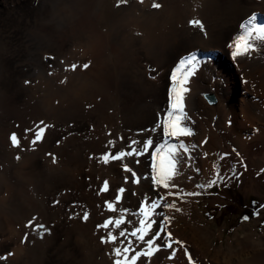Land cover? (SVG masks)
Segmentation results:
<instances>
[{
	"label": "bare ground",
	"instance_id": "obj_1",
	"mask_svg": "<svg viewBox=\"0 0 264 264\" xmlns=\"http://www.w3.org/2000/svg\"><path fill=\"white\" fill-rule=\"evenodd\" d=\"M250 1L258 8L264 6V0ZM252 2L127 0L117 6L118 0H0V9L14 5L16 10H30L23 20L15 18L17 22L7 36L6 25L0 20V264H112L107 254L112 245L100 243L106 232L97 228L105 219L115 221L122 214L125 223L120 228L114 223L109 226L118 238L117 245L126 246L131 239L133 246L140 248L146 244L141 245L128 233L139 226L141 203L162 195V205L175 204V208H168L175 218L191 214L195 195L184 193L199 192V179L215 170L217 155L207 145L209 141L215 143L214 130L233 129L241 151L246 139L264 135V123H260L264 118V40L253 31L250 42L256 50L247 56H232L239 36L252 30L253 25L264 27L263 23L256 25L254 12L244 15L254 8ZM153 3L161 7L153 8ZM192 20L202 22L203 30L191 26ZM135 31L140 36H135ZM51 33L58 38H52ZM183 43L194 51L189 56L202 50L192 44L224 49L222 55L234 65L232 71H236L241 84L233 80L225 61L215 69L210 55H198L188 68L192 74L183 101L185 124L192 135L169 141L177 145L183 142L189 149L187 153L178 149L181 163L170 182L177 187H156L158 196L153 199L136 191L134 203H129V190H125L119 193L117 202L115 196L122 188L117 182L118 168L124 172L127 165L140 183L136 161L145 164L148 160L151 171V153L164 142L162 129L151 130L168 107L172 69L187 57L170 61L174 59L172 52ZM86 63L89 67L84 69ZM73 64L77 65L74 71L69 67ZM205 80L213 91L215 88L216 107L205 106L204 88L209 89ZM15 97L23 104L9 106ZM119 98L123 99L120 103ZM22 106L30 109V114L24 115ZM23 116L30 118L24 123ZM143 122L147 124L133 127ZM40 128L44 129L41 140L48 133L46 146L40 151L25 155L12 146L10 134L17 135L20 145H29ZM54 131L66 141L59 158L49 141ZM250 131L252 135L248 136ZM148 138L156 144L147 153L104 163V154L131 151V140ZM73 153L75 158L67 159ZM209 155H213L212 161ZM105 180L109 191L101 192ZM169 190L175 195L168 196ZM106 200L113 203L116 212L107 209ZM124 209L128 211L122 212ZM84 211L89 213L86 222L80 218ZM153 219L161 223L155 216ZM49 222L55 226L49 227ZM157 224L153 231L158 230ZM176 225L165 227L164 232L170 231L173 241L182 244L162 246L151 258L142 257L137 264H189V255L192 264H201L202 259L209 262L201 241L187 242L176 233ZM120 231L125 236H119ZM245 255L237 262L248 261ZM216 262L235 264L231 257L222 256Z\"/></svg>",
	"mask_w": 264,
	"mask_h": 264
},
{
	"label": "rangeland",
	"instance_id": "obj_2",
	"mask_svg": "<svg viewBox=\"0 0 264 264\" xmlns=\"http://www.w3.org/2000/svg\"><path fill=\"white\" fill-rule=\"evenodd\" d=\"M34 1L35 3L39 2V0H30V2ZM241 1L243 2L245 0ZM248 2L252 1L248 0ZM252 3L254 8L248 10L244 15L249 12H254L257 15L256 17H259L256 23L258 26H261L262 23L264 24V22H262L264 17V6L258 8L256 2L254 3L253 1ZM1 6L0 3V7ZM13 6L14 5H11V7L5 10L0 9V20L6 25L5 31L7 32L5 36L11 31L17 19L20 18L23 20L29 15V8H25L23 11V9L16 10ZM10 8L11 10L8 11ZM12 17H14V19H11ZM11 21H13V23ZM137 32L138 31H135L133 34L135 36H140ZM58 36V34L51 33L52 38H58ZM192 45L202 49L197 52L199 53L196 54L197 56L210 55L215 69L225 61L226 68L231 70L233 80L236 81L237 84H241V79L236 71H232L235 69L234 65L231 61L227 62V58L222 55L224 49L222 51L217 49L210 50L206 49L203 45H201V47H197L196 44ZM190 49L191 48L184 43L179 45L172 52L174 59L170 61H174L176 58L182 57L183 55L189 56L190 53L194 52ZM204 83L207 87L209 86L208 81L205 80ZM204 89L205 92L202 98L206 104L205 106L216 107L218 99L217 95L214 93L215 88L214 91L210 86L209 89ZM207 97H213L216 101L215 105L209 104ZM122 101V98L118 99V103ZM151 101L155 102L156 98H152ZM20 104H23V102L17 97L11 99L8 103L9 106H18ZM21 108L24 115L30 114V109H26L23 106ZM29 118L30 116H23V122L25 123ZM260 123H264V118ZM146 124L147 122H143L133 125V127H142ZM214 134L215 139L213 138V140L215 143L209 141L207 145L210 147L211 152L217 155L215 170H210L208 176L204 177L203 180L199 179L198 184L203 185V187L198 188L199 192L195 195L191 214L186 217L175 218L174 215L169 213L168 208L162 207L163 211L161 212L163 215L154 216L159 219L161 223H165V227L176 223V233L181 234L182 238L187 242L190 240L196 242L201 241L202 246H204V251L208 252L209 258V262H204L202 259L200 261L201 264H216V259H219L220 256L231 257L232 263L235 264H264V135L261 138L257 137L251 141L246 139L247 141L244 143L245 146L242 149L244 151L243 153V151H241L242 147L236 146L238 143L234 140L235 131L233 129H215ZM47 135L35 144L20 145V147L15 148L20 153L24 151L25 155L29 152L40 151L44 148L43 145L45 144ZM247 135H252V131ZM49 141L51 144L53 143V145L50 146L55 149L56 157H61L60 150L66 147L65 136L54 131L53 137H51ZM154 144H156V142H154L153 145ZM48 147H46L44 157L47 156ZM212 156L213 155L208 156L209 161H212ZM72 157L75 158V153L67 159H71ZM147 163L148 160H145V164L141 162L137 163V161L135 163V166L140 168L142 179V183L140 182L138 184H136L134 177L128 174L129 172H122L117 167V182L122 188L129 190L127 192L129 203H134L136 191L144 192L148 195V199H150V197L153 199L155 196H158L156 192L157 188L152 185L151 171L147 167ZM215 173L217 174L216 183L209 185V178ZM197 175L201 176V173L197 172ZM191 183L197 185L194 181H191ZM214 187H216L215 192H207L210 188ZM254 200L260 202V206L262 207L257 212V217L255 219H245V217H247V212L246 214L244 212L242 214L241 212H239V214L235 212L237 207L241 208V210H247L244 205H246L247 201L250 203ZM163 216H168L170 219L164 222ZM54 226L52 222H49V227ZM58 239H60V237H58ZM245 248H247V250ZM241 255H245L248 261L241 260L237 262L238 259L241 258ZM156 263H158V261L155 262V264Z\"/></svg>",
	"mask_w": 264,
	"mask_h": 264
},
{
	"label": "snow or ice",
	"instance_id": "obj_3",
	"mask_svg": "<svg viewBox=\"0 0 264 264\" xmlns=\"http://www.w3.org/2000/svg\"><path fill=\"white\" fill-rule=\"evenodd\" d=\"M142 3L143 0H140ZM127 3V0H118L117 6L120 4ZM153 8H160L161 5L153 3ZM254 20L255 17H252ZM191 26H199L201 30H203L202 22L198 20H192L189 22ZM241 28H245V25H241ZM255 31L259 34L258 38L260 40H264V27L257 28L253 25L252 30H246L244 35H241L237 38L235 42V50L232 52V56L235 59L238 56H247L250 52L256 50V47L253 43H251L252 33ZM232 47V45H230ZM48 57H46L47 59ZM54 59V57H53ZM195 61V56L190 60H181L180 66L172 72L171 81L173 82V86L169 91L168 98V107L163 114V119L159 120L155 126L152 128V132H156L157 129H162V134L164 142L160 144L155 152L151 153V182L154 187L163 188V189H171L176 188L177 186L171 184L170 182L173 179L174 173H177L178 165L181 163L180 155L181 153L178 149H182L183 152H189L187 145L183 142L177 144H171L170 139H179L181 137H188L192 135L191 130L186 126L185 121L187 120V114L185 112L184 105V94L189 90L186 85L189 82V77L191 76V71H188L189 66L193 65ZM71 70H76L77 65L73 64L69 66ZM89 64H84L83 68L87 69ZM67 70V69H66ZM179 73V76H178ZM63 82V81H62ZM25 83H29L25 81ZM43 123V122H41ZM44 129L40 128L36 133H34L35 139L32 141L35 144L37 141L41 140ZM110 135V134H109ZM10 142L14 147H20L18 137L15 133L10 134L9 136ZM123 140V137L120 138ZM110 144H115L114 141H109ZM154 140L152 138L145 139L143 141L140 140H131L128 144V147L131 148V151H118L114 154H104L102 159L105 164L109 162V160L120 161L126 156H132L135 154L136 156L147 153L149 149L153 146ZM133 145H137V147H132ZM196 145H193L195 148ZM92 158V157H90ZM17 160L20 159L19 156L16 157ZM55 161V158H53ZM139 161H137L138 163ZM124 172H131L132 176L135 177L136 173L129 168L127 165L123 167ZM139 183V181H136ZM209 185H213L216 183L215 180H210ZM198 187H203V185H198ZM101 192L109 191V182L107 180L103 181L102 187L100 189ZM125 191L124 188H120L118 190V194L115 196V200L117 202L120 201L121 197L119 193H123ZM185 195H196L195 192L184 193ZM168 196H173L175 193L171 190L167 192ZM164 196L160 195L157 198L151 200L150 203L144 202L139 206L138 215L141 217L139 219V226L134 227L128 235L130 237L135 238V241L139 242L141 245L146 244V247H134L133 241L128 239L126 241V246H118L117 245V236L112 234V231L109 229V226L113 223L116 228H120L122 224L125 223L124 216L121 214L119 219L113 221L112 219H105L102 223L97 225L98 229H104L106 235L100 237L101 244H111L112 247L107 253L112 259V264H137L138 261L141 260L142 257L151 258L154 252L158 251L162 246L171 248L172 244H182L181 241L175 240L173 241L172 233L169 231L167 233L164 232L165 223L157 224V221L153 219V216L163 215L162 212H157L156 210L162 207L165 208H175V204H163L162 200ZM58 203V201H57ZM106 207L111 212H116L117 209L114 207L113 203L109 201H105ZM179 209H177L178 211ZM128 211L127 209L122 210ZM72 217L70 216L69 219ZM83 221L89 220V213L84 211L82 216L80 217ZM170 218L168 216H163V221L167 222ZM247 219V217H245ZM157 224V229L153 231V225ZM26 227H31V224H26ZM119 236H125L124 231H120ZM147 238V239H146ZM26 239V238H25ZM157 241H162V244H158ZM187 255V253H186ZM171 259V256L169 257ZM189 264H192V257L188 256Z\"/></svg>",
	"mask_w": 264,
	"mask_h": 264
},
{
	"label": "trees",
	"instance_id": "obj_4",
	"mask_svg": "<svg viewBox=\"0 0 264 264\" xmlns=\"http://www.w3.org/2000/svg\"><path fill=\"white\" fill-rule=\"evenodd\" d=\"M255 200L250 202V203L247 201L246 205H244V206H246L247 210H241V208L237 207L235 209V212L238 213V214H239V212H241V214L243 212L246 214V212H247V219H252L253 220L254 218L257 217V212L262 208L260 206L261 203L255 201Z\"/></svg>",
	"mask_w": 264,
	"mask_h": 264
},
{
	"label": "water",
	"instance_id": "obj_5",
	"mask_svg": "<svg viewBox=\"0 0 264 264\" xmlns=\"http://www.w3.org/2000/svg\"><path fill=\"white\" fill-rule=\"evenodd\" d=\"M207 101L209 102V104L211 105H215L216 101L213 97H207Z\"/></svg>",
	"mask_w": 264,
	"mask_h": 264
}]
</instances>
